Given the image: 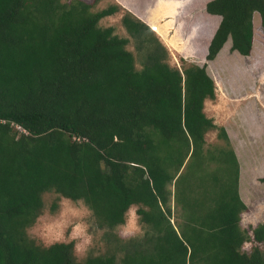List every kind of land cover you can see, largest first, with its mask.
Wrapping results in <instances>:
<instances>
[{"label": "trees", "instance_id": "trees-1", "mask_svg": "<svg viewBox=\"0 0 264 264\" xmlns=\"http://www.w3.org/2000/svg\"><path fill=\"white\" fill-rule=\"evenodd\" d=\"M99 1L0 0V264H264V223L251 235L240 227L237 160L224 128L203 112L215 97L205 65L170 66L147 12L143 22L117 3L90 10ZM204 9L220 16L205 60L227 38L247 56L254 12L264 31V0H208ZM119 10L126 36L98 25ZM212 128L224 146L204 153ZM174 177L176 227L166 207ZM49 190L80 200L110 230L137 205L149 235L122 242L119 259L76 261L71 240L36 245L25 229Z\"/></svg>", "mask_w": 264, "mask_h": 264}, {"label": "rangeland", "instance_id": "rangeland-1", "mask_svg": "<svg viewBox=\"0 0 264 264\" xmlns=\"http://www.w3.org/2000/svg\"><path fill=\"white\" fill-rule=\"evenodd\" d=\"M203 1L196 0V7ZM111 3H117L130 11L122 5L124 3L139 14L147 12L144 20L167 49L170 66L181 69L187 64L205 65V71L214 83L215 97L213 100H204L203 112L216 126H222L227 134L238 164V195L246 205V210L240 214L239 225L251 235L252 227L264 223V182L260 180L264 177V31L258 14L254 12L252 15V46L247 56L231 51L229 44H225L213 59L205 60L204 40L212 25L198 9H192L191 16L183 17L181 24L176 21V10L181 6L178 0H100L90 10ZM121 14L119 10L105 16L99 19L98 25L111 26L115 34L126 36L119 20ZM165 15L167 19H164ZM192 33L191 47L187 36ZM126 48L136 56L138 68L140 60L132 43L129 42ZM216 131L212 128L204 133V153L207 150L214 152L215 148L224 146L223 141L216 137ZM189 158L188 153L178 173L184 170ZM217 166L215 159H210L205 168L213 171ZM174 182L175 177L167 185L169 197L166 207L170 211L167 214L169 221L176 227V222L182 218V210L180 203L175 200ZM41 201L39 214L25 229L26 235L39 246L71 240L76 261L88 255L111 252L119 259L124 252L119 248L122 242L133 239L141 241L149 235L148 225L140 221L135 212L137 205L129 206L124 214V222L110 230L97 227L91 211L80 200L72 201L49 190L41 193ZM54 202L55 207L51 208ZM112 234L117 237L116 243L113 242ZM253 244L255 242L249 238L243 242L241 250L248 252Z\"/></svg>", "mask_w": 264, "mask_h": 264}, {"label": "crops", "instance_id": "crops-1", "mask_svg": "<svg viewBox=\"0 0 264 264\" xmlns=\"http://www.w3.org/2000/svg\"><path fill=\"white\" fill-rule=\"evenodd\" d=\"M178 1H180L181 2V6L179 7V8H177V15H176V19H178V20H176V21H179L180 22V24H181V20H182V18L183 17H190L191 16V11H192V9H198L200 12H202V14H204L208 19V23L210 24V25H212L213 26V24H214V26H213V28H212V31H211V33L208 35V39L206 40V43L203 45V49H204V53H206V46H207V44H208V41H209V39H210V37H211V35H212V33L214 32V30H215V28H216V26H217V24H218V22H219V20H220V16L219 15H216V14H209V13H207L206 11H205V9H204V6H205V3H206V1H208V0H204L203 2H202V4H200L198 7H196V0H178ZM122 5H124L126 8H128L131 12H133L134 14H135V16H137L140 20H142L143 21V19L141 18V16H140V14L139 13H137V12H135L134 10H132L131 8H129L128 7V5H126V4H124V3H122ZM162 14V13H161ZM166 14V13H165ZM165 17L166 18H164V19H167V16L165 15ZM160 20V19H159ZM175 25V24H174ZM193 36V33L190 35V36H187V38H188V42H189V44L191 45V47H192V42H191V40H190V38ZM188 42H187V45H188ZM227 42V43H226ZM225 44H229L228 46H230V40L227 38V40L224 42V44L222 45V47L225 45ZM167 46V45H166ZM222 47L220 48V50L222 49ZM188 48V47H187ZM219 50V51H220Z\"/></svg>", "mask_w": 264, "mask_h": 264}]
</instances>
